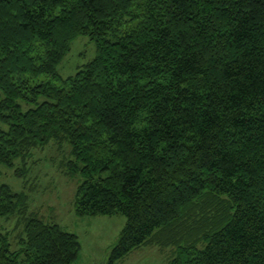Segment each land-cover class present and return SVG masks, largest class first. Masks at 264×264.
Masks as SVG:
<instances>
[{
  "label": "trees",
  "instance_id": "trees-1",
  "mask_svg": "<svg viewBox=\"0 0 264 264\" xmlns=\"http://www.w3.org/2000/svg\"><path fill=\"white\" fill-rule=\"evenodd\" d=\"M80 35L96 56L64 78ZM52 141L76 214L127 218L109 264L154 244L168 264H264V0H0V166ZM0 215L24 223L0 264L77 259L25 192L1 185Z\"/></svg>",
  "mask_w": 264,
  "mask_h": 264
},
{
  "label": "rangeland",
  "instance_id": "rangeland-1",
  "mask_svg": "<svg viewBox=\"0 0 264 264\" xmlns=\"http://www.w3.org/2000/svg\"><path fill=\"white\" fill-rule=\"evenodd\" d=\"M96 53L95 41L80 35L73 40L70 51L58 66V72L64 78L75 75L79 68L94 59ZM42 80L61 83L47 76H42ZM71 151L69 144L52 141L46 147L35 149L25 165L20 160L12 167L2 165L0 186L7 184L17 192H25L29 195L30 213L46 223L56 222L64 231L78 236L81 248L73 264H109L111 251L119 242L127 218L122 214H76L75 193L82 178L79 174L74 178L64 174V165L69 159H74ZM23 231L24 223H20L17 215H0V233L8 235L13 249L19 247L18 240ZM202 237L198 244L200 248H204L207 242ZM181 244L186 246L189 243L183 241ZM176 253L173 246L147 245L132 251L118 264H168Z\"/></svg>",
  "mask_w": 264,
  "mask_h": 264
}]
</instances>
